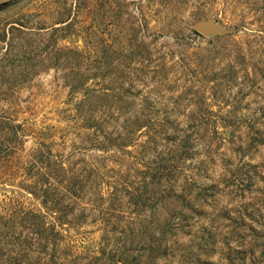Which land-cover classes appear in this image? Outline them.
<instances>
[{"label": "rangeland", "instance_id": "obj_1", "mask_svg": "<svg viewBox=\"0 0 264 264\" xmlns=\"http://www.w3.org/2000/svg\"><path fill=\"white\" fill-rule=\"evenodd\" d=\"M208 19L223 32L198 34L194 25ZM94 49L95 88L121 99L107 103L111 111L166 114L175 141L189 125L199 130L191 157L169 180L176 193L185 188L183 198H168L153 212L161 221L177 207L187 226L168 237L164 257L150 264H264V142H251L253 130L264 137V0H0V217L23 208L56 222L25 190L24 168L43 148L57 157L72 154L67 162L84 161L78 168L96 169L102 179L97 190L105 197L126 173L131 188L142 186L144 179L129 167L144 170L138 153L146 138L126 148L131 156L103 152L90 146L77 118L84 98L81 91L70 94L72 68L86 76L87 53ZM8 123L20 127L10 146L3 144L12 138ZM173 145L158 142L160 156L166 159ZM7 146L15 147L8 157ZM242 181L249 190L241 189ZM88 184L77 207L85 221L57 227L65 236L57 264H109L115 234L138 228L129 222L127 199L109 212L96 211ZM204 190L213 200L203 199ZM113 209L123 218L111 217ZM5 228L0 220L3 236L11 232ZM9 255L4 251L3 264Z\"/></svg>", "mask_w": 264, "mask_h": 264}, {"label": "trees", "instance_id": "obj_2", "mask_svg": "<svg viewBox=\"0 0 264 264\" xmlns=\"http://www.w3.org/2000/svg\"><path fill=\"white\" fill-rule=\"evenodd\" d=\"M95 53V49L87 53L86 61L88 62L83 67L87 73L86 76L85 73L79 75L78 66L72 68V71L77 73H74L75 78L69 84L70 94L81 91L84 98L76 105L77 118L81 122V128L88 133L86 140L90 146L101 149L103 152L110 149L113 152L131 156V152L126 151V148L134 146L138 139L146 138L140 145L138 153L140 156L139 164L144 170H134L129 167L130 172L140 175L144 179L142 186L131 188L132 184L128 179H125L130 175L126 173L121 175L125 182L119 183L105 197L97 190L100 176L96 169L78 168L77 165L79 164L86 166L82 160L67 162L68 158L73 156L72 154H69L67 158L60 156L59 158L54 156L47 148L39 149L35 153L33 162H30L29 166L24 168L29 181L25 186V190L30 191L39 200L46 213L55 215L56 222L48 223L46 216L41 212L23 208L14 210L8 217H0L2 226L4 221L5 229L11 231L4 236L3 231H0V264H3L4 251L10 254L6 257L5 264H14L17 258H28L30 260L33 256H36V259H34L37 262L36 264H57L58 248L65 238L57 227L63 228L64 225L68 228L77 227L85 221L84 209L80 212L77 211V207L82 205L88 196V194L86 195L88 183H90L93 190L91 194L95 196L93 203L96 204V207H93L96 211L109 212L108 210H112L116 203H118V207H121L122 200L127 199L125 205H129L126 208L129 210L128 215L131 218L129 222L138 225L135 230L128 227L126 230L121 229L118 235L115 234V252L111 253L110 251L106 254L108 255V261L106 262L109 264H150L155 258L162 259L166 251L165 242L168 237H175L174 231H182V228L187 226L184 225L186 216L180 212L177 213V207L166 210L167 213L161 221L155 218L153 212L157 205H162L168 198H174L177 201L183 198L185 188H181L176 193L173 187L169 186V180L180 173L181 161L191 157L190 153L194 148L191 142L201 139L196 138L199 135V130L194 124L189 125L186 130L175 129L183 134L179 140L175 141L171 135V130L174 127L166 114H126L111 111L110 106L107 107V103H111L110 105L113 102L120 103L121 99L103 94L95 88L98 77V62ZM91 55L95 57L90 60ZM196 119L194 117L191 123H197ZM7 120L11 122L10 119ZM165 124L169 127L165 128ZM8 125L7 129L8 132H11L12 138L3 139V144L7 142V145L10 146L12 141L14 143V140L17 139L20 127L12 123H8ZM8 132L4 133L3 137L9 135ZM260 132L259 129L253 130L255 138H251V142L255 140L258 143L264 142V137H259ZM210 133L213 134V138L217 137L216 130ZM158 142L165 143L166 149L169 148V142L175 144L170 149L166 159L158 153ZM14 149V146L5 147L6 156L13 154ZM99 180L102 182V179ZM239 185L241 189L249 190L250 188L243 181ZM209 193L204 190L202 196L204 200H213V194ZM198 195L200 194L198 193ZM182 202L185 203L184 200ZM106 204L109 207L104 208ZM189 209L191 212H195L191 208ZM113 210L111 217L114 219L123 218L120 210ZM147 212L150 213V217L145 216ZM175 220H178V222L175 223ZM6 224H9V226ZM126 231L128 234L125 237ZM13 239H16V241L23 239L22 244L12 245L10 240ZM27 240H30L32 244H28ZM134 251H136L135 255ZM101 254L105 256L104 249H102ZM43 257L48 258V260Z\"/></svg>", "mask_w": 264, "mask_h": 264}, {"label": "water", "instance_id": "obj_3", "mask_svg": "<svg viewBox=\"0 0 264 264\" xmlns=\"http://www.w3.org/2000/svg\"><path fill=\"white\" fill-rule=\"evenodd\" d=\"M194 30L203 36L219 34L223 32L222 27L211 19L198 21L194 25Z\"/></svg>", "mask_w": 264, "mask_h": 264}]
</instances>
